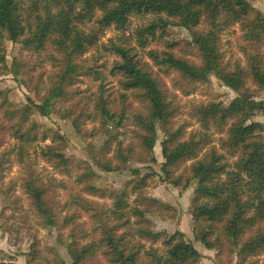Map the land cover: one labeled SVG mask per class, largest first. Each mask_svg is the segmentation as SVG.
<instances>
[{"label": "trees", "instance_id": "1", "mask_svg": "<svg viewBox=\"0 0 264 264\" xmlns=\"http://www.w3.org/2000/svg\"><path fill=\"white\" fill-rule=\"evenodd\" d=\"M132 15L152 17L133 31L135 48L125 40H109V45L103 48L117 57L111 73L119 77L120 91L133 94L146 106L145 115L134 117L140 160L144 163L154 160L153 147L159 129L163 133L161 168L165 178L172 175L171 168L191 161L187 176L178 175L168 182L184 190L196 180L190 207L194 237L208 249L221 250L222 242L228 243L229 250L236 252L238 264H251L246 263L248 258L264 253V138L258 133L260 125L250 119L256 110L264 111V105L249 98L245 84L249 79L256 87L264 88V16L251 6L249 0H0V63H4L5 40L19 43L24 50L37 55L49 48L59 57L50 52L46 54V59L51 62L59 60L56 65L59 70L51 78L40 103L27 101L20 110H14L5 98L0 101V109L15 118L9 131L17 144L16 157L21 160V153H26L29 144L37 139L35 124L29 122L21 129L28 122L29 115L32 112L42 116L57 113L55 103L67 96L66 88L73 85L77 77L90 76L94 71L93 67L84 64L77 71L71 66L105 29L113 27L120 32L126 31ZM89 22L94 27H90ZM171 24L188 31L190 40L187 45L197 56L199 64L176 55L172 51L176 44L165 42L164 50L147 51L159 71L163 74L174 71L180 79L188 82H204L208 75H214L237 93L226 107L208 103L195 109L201 128L212 124L220 132H225L220 143L221 152L209 146L206 133L185 137L182 125L173 127L176 107L166 101L165 89L151 66L137 56L136 47L142 50L150 41L162 39ZM234 25L242 30V36L253 51L247 55L245 69L238 66L234 70L226 69L220 51L222 32ZM99 92V100L93 105L94 112L86 115L91 122L99 121L101 131L107 133L94 166L105 173L119 172L137 153L131 143L123 145L116 140L124 113L110 108L103 96L102 84ZM120 98L124 100L125 94L120 93ZM63 117L69 118L80 134L78 120L69 113ZM96 134L90 133L91 136ZM55 136L62 140L57 133ZM44 138L45 135L41 139ZM206 147L207 151L199 156ZM38 154L55 168L64 170L70 165V160L54 145L40 148ZM227 156L235 158L231 165L226 161ZM140 174V169H131L132 178L126 187L105 192L95 188L93 168L84 166L77 176L78 190L97 198L105 197L110 203L109 207L99 211L83 198L68 199L69 206L89 214L93 223L91 238L84 244L78 240L86 238L87 233L77 235L70 232L72 241L65 245L71 264H99V256L108 264L198 263L200 254L183 239L182 233L167 234L150 229L145 219L146 209L139 207L149 199L142 191L135 193L145 185L149 175ZM21 189L42 226L56 225L58 214L50 209L45 197L48 189L40 184L33 170L25 173ZM133 194L136 196L130 202L128 199ZM149 202L153 206L156 204L152 200ZM70 219L72 217L67 218ZM37 254L35 249L26 257L34 261ZM52 256L47 264H64L58 255L52 253ZM0 264L17 263L13 257L5 255L4 258V253L0 252Z\"/></svg>", "mask_w": 264, "mask_h": 264}, {"label": "rangeland", "instance_id": "2", "mask_svg": "<svg viewBox=\"0 0 264 264\" xmlns=\"http://www.w3.org/2000/svg\"><path fill=\"white\" fill-rule=\"evenodd\" d=\"M249 3L264 16V0H249ZM151 18V15L145 17L132 15L129 17L126 31L120 32L110 27L99 36L97 35V40L88 45L89 50L75 65L71 66L72 70L77 71L80 65L84 64L93 67L95 72H90V76L77 77L74 84L66 88L67 96L55 103L54 108L57 113L42 116L32 112L29 115L28 122L21 129L29 122L35 124L37 139L29 144L30 147L26 149V153H21V160L16 157L17 144L11 138L9 131V125L15 118H10L0 109V169L2 168L0 171V252L4 253V258L5 255L13 257L17 264H47L48 259H53L52 253H55L64 264H71L65 245L72 241L70 232L77 235L80 232L87 233L86 238L78 240L80 244H84L91 238L90 229L93 223L89 214L69 206L68 199L83 198L99 211L109 207L110 203L105 197L97 198L78 190L80 187L76 183L77 176L82 173L85 165H90L96 173V177L92 179L95 188L105 192L126 187L127 182L132 178L131 169L138 168L140 175H149L145 179V185L135 193L142 191L143 195L149 199L139 204V207L146 209L145 219L150 229L153 232L167 234L182 233L183 239L192 244L200 254L197 264H238L236 252L234 249L229 250L228 243L222 242L221 250L208 249L194 237L190 207L196 180H192L184 190L168 182V179L178 175L187 176L191 161L171 168L172 175L165 178L161 168L163 133L159 129H157V140L153 147L154 160L147 163L140 160L141 156L138 154L140 149L135 138L138 129L134 117L137 114L145 115L146 106L133 94L120 91L119 77L111 73V67L117 57L103 46H108L109 40L116 42L125 40L130 47L135 48L133 31L140 25L146 24ZM242 33L239 26L234 25L221 34L220 51L226 69L234 70L237 66L245 69L247 55L253 53ZM189 40L186 29L171 24L167 27L162 39L150 41L142 50L136 47L137 56L151 66L152 72L157 75L165 89L166 101L176 107V114L172 121L173 127L182 125L185 137L193 133H199L196 137L206 133L210 141L209 146H214L218 152H221L220 143L225 137V132H220L212 124L204 129L201 128L195 117V109L208 103H217L226 107L237 93L223 85L214 75H208L204 82H188L180 79L174 71L163 74L147 56L149 49L162 51L165 49V42H170L176 44L172 49L176 55L199 64L197 56L187 45ZM96 44L98 45L94 47ZM3 47L4 63H0V101L5 98L14 110H20L27 101L40 103L50 85L51 78L59 70V66H56L59 60L56 63L46 59L47 53L54 54L49 48L37 55L24 50L19 43H12L9 40L3 42ZM262 55L264 57V48H262ZM100 84L110 108L117 113L121 111L124 113L122 124L116 131V140L123 145L131 143L134 152L137 153L119 172L105 173L94 166L95 158L101 153V146L107 138V133L101 131L99 121L91 122L86 115L94 112L93 105L99 100ZM245 86L249 98L264 105V88L256 87L249 79ZM120 93L125 94L124 100L120 98ZM65 113H69L72 118L78 120L80 134L74 129L71 120L63 117ZM250 121L260 125L261 131L258 133L264 138V111L256 110ZM91 132H97L96 136H91ZM56 133L62 137V140L56 138ZM43 135L45 138L41 139ZM46 145L59 147L61 153L70 160V165L63 170L53 167L44 160L38 153L40 148ZM207 147L203 148L199 156L207 151ZM226 161L231 165L235 158L227 156ZM29 170H33L38 175L40 184L46 190L48 189V194L46 193L45 196L47 204L54 213L58 214L54 226L47 228L42 226L33 206L22 192L21 180ZM135 196L131 195L128 200L131 202ZM151 200L156 203L155 206L150 205ZM71 217L72 219L67 220ZM130 221L133 219L130 218ZM35 249L38 251L37 259L28 260L26 254L32 253ZM246 263L264 264V253L248 258ZM99 264L108 263L99 256Z\"/></svg>", "mask_w": 264, "mask_h": 264}]
</instances>
